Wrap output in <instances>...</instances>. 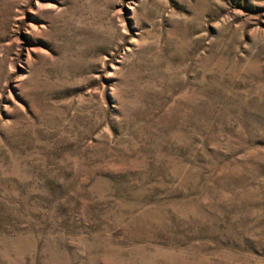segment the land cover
<instances>
[{
	"label": "rangeland",
	"instance_id": "obj_1",
	"mask_svg": "<svg viewBox=\"0 0 264 264\" xmlns=\"http://www.w3.org/2000/svg\"><path fill=\"white\" fill-rule=\"evenodd\" d=\"M0 264H264V0H0Z\"/></svg>",
	"mask_w": 264,
	"mask_h": 264
}]
</instances>
